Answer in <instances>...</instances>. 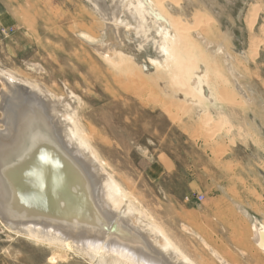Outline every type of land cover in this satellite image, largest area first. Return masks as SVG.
<instances>
[{
	"label": "rangeland",
	"instance_id": "rangeland-1",
	"mask_svg": "<svg viewBox=\"0 0 264 264\" xmlns=\"http://www.w3.org/2000/svg\"><path fill=\"white\" fill-rule=\"evenodd\" d=\"M161 2L172 26L192 27L191 53L203 59H198L204 64L200 72L214 99L188 101L190 92L176 83L177 68L146 71L117 53L113 63L106 60L78 35L102 36L103 20L88 0H0V65L50 96L76 94L77 117L105 169L193 258L220 264L201 238L185 231L187 226L234 264H264V251L253 240V220L238 206L264 222V0ZM198 17L204 25H194ZM116 24L121 38L138 29ZM206 39L210 46L205 47ZM149 49L155 52L153 45ZM25 112L21 126L9 129L0 122V142L11 149L20 130L30 128L33 113ZM207 114L214 121L201 126ZM48 139L47 146L55 149ZM48 163L34 164L33 173H51ZM21 172L20 187L38 180ZM0 189L8 213L15 212L17 201ZM6 224L0 219V264H110L107 257L48 238L39 241Z\"/></svg>",
	"mask_w": 264,
	"mask_h": 264
},
{
	"label": "bare ground",
	"instance_id": "bare-ground-1",
	"mask_svg": "<svg viewBox=\"0 0 264 264\" xmlns=\"http://www.w3.org/2000/svg\"><path fill=\"white\" fill-rule=\"evenodd\" d=\"M88 1L103 20L102 36L88 32H80L78 35L102 53L106 60L112 62V55L117 53L123 62L134 58L139 67L146 71L151 68L166 69L169 66L177 68L176 83L185 92H190L188 101L201 103L205 98L214 99L206 89L208 84L204 74L200 72L204 64H199V54L191 53L189 42L192 27L186 24L172 26L165 14L168 8L161 0ZM257 5L260 7L261 4ZM117 22L122 28L129 29L133 25L138 29L132 34L127 31L128 35L121 38L122 31L116 27ZM255 24L256 20H253L252 28ZM194 25H204L203 18H194ZM204 41L205 47L212 43L207 39ZM136 43L138 46L135 47ZM151 45L154 53L149 49ZM183 50H186V56L181 54ZM139 53L147 56V61L137 58ZM32 65L37 66L33 62ZM150 74L148 75L152 78ZM23 76L20 72L0 65V79L4 85L3 104L0 106L3 118H0V122L4 127L12 129L14 125L21 126L26 122L23 112L33 113L30 128L27 130L25 125L17 140H27L24 141L25 145L16 141L11 144L15 148L13 146L14 149H11L9 144L0 142V174L1 168L10 165L6 168L10 180L0 175V187L7 194L9 191L15 199L12 184L20 187L18 175H22L21 169L29 167L30 163L32 169L34 164L49 162L54 168L51 167V173L40 170L46 175H33L38 180L31 186V198L35 197L33 194L36 186L42 188L47 185L46 192L59 197L58 199L63 197L68 203L67 208H64L67 215L55 218L53 215L36 216L35 209L29 213L28 207L23 208L19 202L16 204V211L8 213L10 210L4 204L7 200L0 192V219L18 232L33 236V239L56 240L69 248L74 245L83 252L109 258L110 264H204L187 253L174 236L171 237L170 232L167 233L150 212L148 214V209L140 208L132 193L105 169V161L97 155V150L89 142L91 136L88 138L87 129L84 131L77 117L74 105L78 99L76 94L71 93L66 97L50 96L38 83L28 81ZM213 121V116L209 114L202 118L200 125L209 126ZM89 128L91 132L94 131L91 125ZM2 136L3 131L0 130V140ZM46 138H49V142L51 140L55 149L47 146ZM42 141L44 146L40 145ZM19 195L22 200L27 201L25 194L20 192L17 196ZM238 206L253 220V240L264 251V222L244 207ZM52 207L55 210L62 208L58 203ZM186 230L201 238L220 264H234L194 229L187 226ZM54 241L53 243L56 242Z\"/></svg>",
	"mask_w": 264,
	"mask_h": 264
},
{
	"label": "water",
	"instance_id": "water-1",
	"mask_svg": "<svg viewBox=\"0 0 264 264\" xmlns=\"http://www.w3.org/2000/svg\"><path fill=\"white\" fill-rule=\"evenodd\" d=\"M8 167H10V165L5 167L4 169L1 168V174H0L6 180H10L9 173L6 171V168H8ZM28 169H29V167H26V168L24 167L23 171L27 170V172H29V174H31V177H34V178H31V181H34L35 176H33L34 175L33 169H31V171H30V169L29 170ZM34 183H31V186H33ZM12 185H13L12 190L14 191V197H15L14 201L19 202L18 204L23 206V208L28 207L29 213H31V210L35 209V211H36L35 215L36 216H38L39 214L48 215V216L53 215L55 218V217H64L67 215V213L64 211L65 210L64 208H67L68 203L65 201V199H63V197L58 199L59 197L57 198V196L51 195V193L46 192V188H47L46 186L47 185L42 186V188H40V187L38 188L36 186L35 187L36 191L33 194L35 197H32V198H31V186H30V188H27V186L25 184H23L21 187H18L15 184H12ZM20 192L25 194V196H26L25 198L27 199V201L22 200L20 198L21 197L20 195H19V197L17 196V194ZM57 203L62 208L55 210V209H53L52 206L57 204ZM86 206L89 207V204H86Z\"/></svg>",
	"mask_w": 264,
	"mask_h": 264
}]
</instances>
